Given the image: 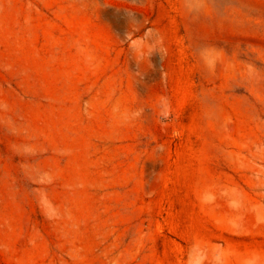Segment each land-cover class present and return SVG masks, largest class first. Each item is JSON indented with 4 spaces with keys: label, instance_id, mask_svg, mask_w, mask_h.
<instances>
[{
    "label": "rangeland",
    "instance_id": "1",
    "mask_svg": "<svg viewBox=\"0 0 264 264\" xmlns=\"http://www.w3.org/2000/svg\"><path fill=\"white\" fill-rule=\"evenodd\" d=\"M0 264H264V0H0Z\"/></svg>",
    "mask_w": 264,
    "mask_h": 264
}]
</instances>
